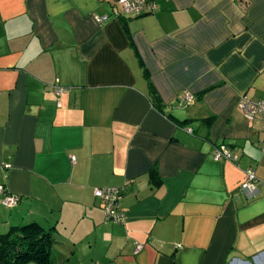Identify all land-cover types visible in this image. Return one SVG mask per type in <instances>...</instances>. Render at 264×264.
I'll use <instances>...</instances> for the list:
<instances>
[{
	"label": "crops",
	"instance_id": "0c3cea01",
	"mask_svg": "<svg viewBox=\"0 0 264 264\" xmlns=\"http://www.w3.org/2000/svg\"><path fill=\"white\" fill-rule=\"evenodd\" d=\"M119 1L0 0V234L50 230L53 264H264V134L239 109L264 101V0Z\"/></svg>",
	"mask_w": 264,
	"mask_h": 264
},
{
	"label": "built area",
	"instance_id": "2783aa9c",
	"mask_svg": "<svg viewBox=\"0 0 264 264\" xmlns=\"http://www.w3.org/2000/svg\"><path fill=\"white\" fill-rule=\"evenodd\" d=\"M119 4L122 7L123 15L129 17H140L145 14L154 13L156 10V4L154 0H121ZM97 21H102L104 18H95ZM64 89L56 87V93L60 96ZM195 102V97L192 94L186 93L179 98L180 106L192 105ZM239 109L250 121L255 128L262 131L264 134V101L253 102L246 98H242L239 102ZM187 132L191 133V130L187 129ZM261 149L264 153V135L261 141ZM75 162V157L71 158ZM215 160L231 159V154L225 146L219 147L214 153ZM233 160H237V157H233ZM259 180L257 179L255 172L249 170L245 182L241 185V189L245 192L248 199H254L258 195ZM123 190L121 188H104L95 189L94 196L100 201L102 208L106 214V219L115 223L124 222V214L119 209V200L122 196ZM0 198L3 204L8 208L16 207L20 198L16 195L9 194L6 187L0 184ZM142 248L141 245L137 246V251Z\"/></svg>",
	"mask_w": 264,
	"mask_h": 264
},
{
	"label": "trees",
	"instance_id": "16d2710c",
	"mask_svg": "<svg viewBox=\"0 0 264 264\" xmlns=\"http://www.w3.org/2000/svg\"><path fill=\"white\" fill-rule=\"evenodd\" d=\"M51 231L32 223L0 234V264H53Z\"/></svg>",
	"mask_w": 264,
	"mask_h": 264
},
{
	"label": "rangeland",
	"instance_id": "374dc122",
	"mask_svg": "<svg viewBox=\"0 0 264 264\" xmlns=\"http://www.w3.org/2000/svg\"><path fill=\"white\" fill-rule=\"evenodd\" d=\"M27 264H36V263H27Z\"/></svg>",
	"mask_w": 264,
	"mask_h": 264
}]
</instances>
